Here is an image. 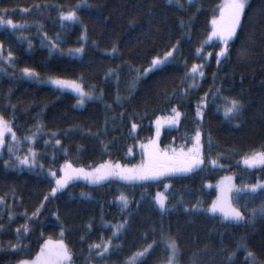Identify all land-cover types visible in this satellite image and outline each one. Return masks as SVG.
<instances>
[{
	"label": "trees",
	"instance_id": "16d2710c",
	"mask_svg": "<svg viewBox=\"0 0 264 264\" xmlns=\"http://www.w3.org/2000/svg\"><path fill=\"white\" fill-rule=\"evenodd\" d=\"M221 1L196 0L188 6L181 0L185 7L177 9L168 5L167 0H86V5L77 9L80 22L62 26L58 12L71 10L83 0H0V10L7 9L4 19L32 24L16 31L0 27L3 56L7 57L9 50L13 53L12 63L3 65L6 73L0 74V114L9 120L15 117L12 127L21 138L31 135L38 124L43 125L36 141L32 144L22 141L35 148L43 169L5 168L4 161L13 157L6 146L0 151V197H4L0 203V224L4 225L0 230V264L35 258L49 238L63 239L75 254L74 264H85L90 257L88 245L111 236L112 229L105 227V222L115 224L124 218L129 224L119 240L113 241L122 245L120 251L103 260L89 258L88 264H123L142 246L153 240L159 242L162 231L176 238L181 250L179 264H191L193 258L196 264H227L228 252L235 249L241 238L247 250L255 254V261L248 264H264V219L257 217L252 224L235 225L224 222L219 212L185 210L192 205L210 206L218 195L216 184H223L227 177H233L236 186L264 179V169H248L243 164L246 153L264 147V0H248L242 27L229 45L228 59L217 65L215 53L222 47L218 40L204 45L202 51L213 54L207 57L204 77L198 78L199 87L187 96L180 94L188 86L182 81L191 83L185 76L187 70L192 64L203 62L197 58L196 49L211 32V19L218 15ZM44 3L53 7H34ZM181 20L188 26L182 27ZM33 22H39L42 27H36ZM43 33L52 39L59 33L62 51L50 54L47 43H42V39L46 40ZM82 35L86 39L81 40ZM21 36L31 39V49L27 41L19 39ZM177 40L180 52L176 53V59L161 71L142 75L129 92L128 85L137 75L135 69H145ZM81 43L83 54L69 52ZM113 44L118 46V51L110 54ZM25 67L33 69L39 78L22 76ZM109 69L117 71L119 85L115 77L106 78ZM52 77L76 81L86 92H92L94 98L79 107L71 91L41 81ZM117 88L122 98L119 103L115 101ZM216 88L221 89V96L243 101L239 126L225 120L222 110L217 111L221 99L209 104L202 121L196 116L201 97ZM173 107L183 113L181 122L173 128L163 127L159 147L178 150L186 146L187 149L199 128L205 158L202 169L148 182L110 179L91 184L76 180L55 197L44 200L54 182L47 176L48 169L56 170L59 175L66 161L75 166H92L106 160L123 164L139 162L143 154L140 145L152 137L154 120L170 114L168 110ZM133 122L140 125L135 132L130 131ZM50 133L57 135L52 137ZM5 138L11 139L8 134ZM46 140L50 141L47 145ZM56 140H60L62 147L55 146ZM19 147L22 149L21 144ZM212 160L217 165H212ZM165 184L169 187L165 188ZM122 192L130 201L126 211H121L116 200ZM157 192L168 195L167 212L161 213L153 204ZM42 202L44 207L40 208ZM262 202L264 199L257 198L248 202L247 207L254 208ZM234 203L237 207L244 204L245 194ZM37 208L40 214L29 219ZM25 224L30 232L20 243L26 247L14 250L10 244L18 243L16 229ZM61 224L65 229L63 236ZM194 253H197L195 257ZM167 255L164 244L158 243L143 264H160ZM244 260L242 250L234 264H244Z\"/></svg>",
	"mask_w": 264,
	"mask_h": 264
},
{
	"label": "snow or ice",
	"instance_id": "6c2138e0",
	"mask_svg": "<svg viewBox=\"0 0 264 264\" xmlns=\"http://www.w3.org/2000/svg\"><path fill=\"white\" fill-rule=\"evenodd\" d=\"M188 6L196 3V0H185ZM168 5L175 6L177 9H183L185 4L181 0H167ZM248 0H223L219 5V14L214 15L211 19V32L206 37L204 41L201 42L200 47L196 49L197 58L201 59L203 62L200 64H192L191 68L187 70L185 76L191 80V83H188L187 80H183L182 83H187L188 86L181 90L182 96H187L188 93L192 90H195L199 87L198 78L204 77V66L207 63V57L212 56V53L205 54L202 49L204 45L213 39L218 40L223 46L220 47L219 51L215 53V58L217 65H219L222 60L228 59L229 55V45L233 38L237 35L238 28L242 27V19L245 14V9L247 7ZM86 5V0H83V3H78L75 8L68 11H59L58 19L61 25H67L68 23H78L80 22V17L78 15L77 9ZM36 9L49 8L53 5L44 3L34 5ZM60 7V6H56ZM25 12L28 10L25 9ZM0 27H7L13 31L23 30L25 28L31 27L32 24H29L27 21L24 23H16L12 19H4V16L7 15V9L0 10ZM36 27H42L39 22H33ZM134 21H130V24H134ZM181 26L187 27L184 21L181 20ZM84 31L86 33V26H84ZM43 37L42 43H47L49 52L53 51H62L60 49V43L63 41L60 39L59 33L56 34V39L48 37L47 33L42 34ZM21 41H27L28 48L33 47L31 39L27 36L19 37ZM81 40L86 39V36L82 35ZM180 41L177 40L176 43L172 44L171 48L164 52L162 56L154 57L149 64L147 69H135L137 75L134 77L129 85L128 90L131 92L136 85V82L141 78L142 75H147L150 71H161L169 64H171L176 59V53L180 52ZM83 43L81 46L75 49H69L71 54L80 55L84 52ZM118 51V46L113 44L110 54H115ZM13 53L11 50L8 51L7 57L3 56V42H0V74L6 73V68L3 65L7 63H12ZM21 75L27 78L38 79L39 74L36 73L33 69L25 67L21 70ZM106 78H116V83L119 85V75L115 69H109L105 74ZM215 79V74H213ZM50 83L56 85L59 88L70 87L74 89L79 98L78 103L83 105L86 100L94 98L92 92H86L84 87L77 83L76 81H67L60 78L50 79ZM209 96L212 97V100L209 101ZM121 96L119 94V88H117V94L115 96V101L119 103L121 101ZM217 99L222 100V105H216L217 111L223 112V117L225 120L230 122H236L239 126V119L244 110V103L242 100L236 97L221 96V89L216 88L213 92L211 89L209 92H205L204 96L201 97L196 110V116L202 121L204 116V110L209 106L211 102H214ZM14 109L15 106L11 105ZM110 107V105L108 106ZM170 114L166 116H157L154 121L155 124V135L152 138L147 140V143L141 144L140 147L143 151L145 159L141 161L139 165L127 166L122 165L119 162H110L105 161L98 166L90 167L88 169L84 167H76L70 161H66L63 166L60 167V175H57V171L49 168L47 171V176H49L54 185L51 187L50 193L44 196V200L47 201L50 197H55L57 193L62 192L70 184L80 178L88 181L91 184H101L102 182L109 181L112 178H118L121 181H126L129 183L148 182L159 180L161 177H169L175 173H190L197 169H202V165L205 163V158L203 155V145L201 143V131L199 128L195 131L194 137H192V147L187 148L181 147L179 152L176 149H171V154L167 150H160L159 148V139L161 135L162 128L167 125L169 128L176 127L181 122V117L183 113L176 107H173L168 110ZM124 114L122 113L121 116ZM15 117L12 120L5 119V117L0 114V151L3 148L7 147V152L10 157H13L11 161L5 160V168H15V169H24L34 170L36 167L43 169L42 164H38V152L34 147H29L26 154L20 155L21 151L19 145L22 141H27L29 144H32L37 140L40 135L43 125L38 124L36 130L31 135H26L24 137H18L17 133L13 130V123ZM140 125L133 122L131 123V132H135ZM6 134L10 135L11 139L6 140ZM52 137H55L57 133H50ZM99 135V132L96 133ZM50 141H45L47 145ZM55 146H61L60 140L55 141ZM210 138H209V147ZM62 147V146H61ZM108 147V145H105ZM131 149H129V152ZM66 152V150H65ZM2 159V156H0ZM212 165H217L216 160L210 161ZM243 164L248 169L262 168L264 169V147L259 151H252L246 153L243 157ZM227 183L220 185L219 195L216 200H214L210 206L207 208L198 207V205H192L191 209L186 208V211H203L211 214L220 213L222 220L224 222L232 223L235 225H240L243 223L252 224L255 222L257 217L264 219V202L260 203L254 208H248V202L255 200L257 198L264 199V180L257 179L254 184H245L240 187H237L233 180V177L226 178ZM165 188H168L169 185L165 184ZM208 187H212L211 184ZM245 194V203L240 207L236 206L235 202H239L241 199V194ZM82 195H84L82 193ZM116 200L120 204L121 211H126L129 207L130 201L123 192ZM4 197H0V203H3ZM153 204L160 210L161 213L167 212L169 197L163 192H157L155 197L152 200ZM43 202L40 205V208H43ZM40 208H37L34 212L31 213L29 219L35 218L40 214ZM241 208L244 210L242 211ZM247 213V215H246ZM27 216V213H25ZM56 216V219L59 220V216L56 213H53ZM12 214H9V221L12 220ZM129 220L124 218L121 221H118L115 224L111 222H105V227H111L112 233L111 236L105 240L103 237L100 238V242L92 243L88 245V252L90 253L91 259L103 260L105 257L110 256L111 254L118 253L122 248L121 244H114V240H119L120 235L127 228ZM60 235H64L63 225H59ZM88 229H91V224H89ZM4 225L0 224V230H3ZM30 232V228L27 224L18 227L16 229L17 241L16 244H10V247L14 250H20L25 245H22L20 241L23 238H26L27 234ZM21 233L24 236H21ZM161 240H153L151 243L146 246H142L137 251L133 252L131 256L127 257L123 264H143L144 258H146L150 251L153 250L158 243L164 244V250L168 255L160 261V264H179V258L181 255V250L179 244L175 237L165 234L163 231L160 233ZM144 239H147V234H145ZM84 240V237H81V241ZM245 251V260L244 264H248V261H255V254L247 250V245L244 242L243 238L236 244L235 249L228 252L226 257L227 264H234L235 257L240 251ZM94 254V255H91ZM197 253L193 254L195 257ZM86 258L85 264H88V259ZM75 254L68 247L63 239L52 241L49 238L45 241V244L41 246L40 252L37 253L36 257L33 259H22L17 262V264H74ZM191 264H196V260L193 258Z\"/></svg>",
	"mask_w": 264,
	"mask_h": 264
},
{
	"label": "rangeland",
	"instance_id": "374dc122",
	"mask_svg": "<svg viewBox=\"0 0 264 264\" xmlns=\"http://www.w3.org/2000/svg\"><path fill=\"white\" fill-rule=\"evenodd\" d=\"M223 2V0L221 1V3ZM219 14V13H218ZM211 28H212V25H211ZM210 31H211V29H210ZM223 46V45H222ZM164 54V53H163ZM162 54V55H163ZM162 55H160V56H162ZM149 67V65L145 68V69H147ZM55 77H52V78H47V79H44V80H41L42 82H44V83H48V84H50V85H52V86H54V87H57L56 85H54V84H52V83H50L49 81H50V79H54ZM29 79H32V78H29ZM35 80H37V79H35ZM62 89H66V90H68V91H71L73 94H75L76 95V105L77 106H79V107H82L83 105H80L79 103H78V101H79V96H78V94H77V92L74 90V89H72V88H70V87H65V88H62ZM87 101V100H86ZM85 101V102H86ZM166 116V115H165ZM163 117V116H162ZM156 120V119H155ZM154 120V121H155ZM153 126H154V132H153V135H152V137H154V135H155V124L153 123ZM165 126H167V125H165ZM164 126V127H165ZM163 129V128H162ZM161 132H162V130H161ZM195 135V134H194ZM151 137V138H152ZM147 143V142H146ZM21 147H22V149H21V153H20V155H24V152H26L27 151V149L30 147V145H24L22 142H21ZM190 147H192V145L190 146ZM189 147V148H190ZM160 148V147H159ZM160 150H167V151H169V154H171V149H166V148H164V149H162V148H160ZM179 150L180 149H178L177 150V152H179ZM186 150V149H185ZM146 157H144V155L142 154V157H141V159H140V161L139 162H137V163H132V164H123V163H121V162H119L120 164H122V165H127V166H133V165H139L140 163H141V161L143 160V159H145ZM106 161H110V160H106ZM105 161H102V162H100V163H97V164H95V165H92V166H76V167H84V168H86V169H88V168H90V167H95V166H98V165H100L101 163H104ZM110 162H113V163H115V162H118V161H110ZM75 166V165H74ZM32 171H36V168L34 169V170H32ZM61 174V173H60ZM59 174V175H60ZM112 179H118V178H112ZM78 180H82V181H84V182H88V181H86V180H84L83 178H80V179H78ZM262 180H264V179H262ZM89 183V182H88ZM227 183V180L226 179H224V181H223V184H226ZM245 184H247V183H244V182H242L239 186H237V187H240V186H242V185H245ZM53 185H54V182H53ZM52 185V186H53ZM220 185L221 184H216V186H217V191H218V195H219V191H220ZM51 186V187H52ZM50 191H51V188L49 189V192L48 193H50ZM218 195H217V197H218ZM217 197H216V199H217Z\"/></svg>",
	"mask_w": 264,
	"mask_h": 264
}]
</instances>
